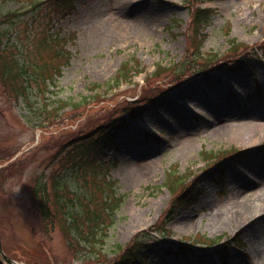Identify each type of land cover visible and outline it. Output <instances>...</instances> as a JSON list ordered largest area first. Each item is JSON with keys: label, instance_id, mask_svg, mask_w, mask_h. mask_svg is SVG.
Masks as SVG:
<instances>
[{"label": "rangeland", "instance_id": "374dc122", "mask_svg": "<svg viewBox=\"0 0 264 264\" xmlns=\"http://www.w3.org/2000/svg\"><path fill=\"white\" fill-rule=\"evenodd\" d=\"M28 1L0 0V15ZM199 3L213 9L204 29L191 22L189 8ZM74 5L52 27L41 16L0 25L11 28L10 42L17 43L8 53L56 78L41 86L44 93L35 86L26 99L16 98L0 77L2 249L19 264L98 263L93 250L79 253L68 245L59 220L54 231L41 225L31 178L71 168L66 154L54 160L62 144L149 102L135 120L127 116L129 124L115 135L118 146L106 153L123 198L107 220L105 249L113 257L116 245L127 247L145 229L140 245L151 264H264V200L248 218L237 214L234 194L243 177L247 185L264 177V59L252 60L245 46L229 50L226 34L230 29L239 43L263 45L264 53V0ZM47 34L65 37L61 44L71 53L69 61L55 55V46L41 45ZM240 58L253 61V68H241ZM128 62L129 74L115 84ZM57 67L61 74L54 77ZM220 118H229L223 128ZM64 174L76 190L74 174ZM180 175L190 177L200 195L194 205L172 212L176 194L188 183L175 193L165 181ZM94 189L98 198L100 189ZM99 200L94 206L103 209ZM153 229L166 236L152 238Z\"/></svg>", "mask_w": 264, "mask_h": 264}, {"label": "trees", "instance_id": "16d2710c", "mask_svg": "<svg viewBox=\"0 0 264 264\" xmlns=\"http://www.w3.org/2000/svg\"><path fill=\"white\" fill-rule=\"evenodd\" d=\"M74 1L29 0L22 8L1 14L0 25L10 23L13 27V25H17L18 21L26 17L36 22V18L41 16L44 22L49 21L52 27L54 22H60L72 13ZM189 11L192 25L196 29L207 27L213 15L212 8L200 3L191 5ZM30 24L31 21H28V25ZM6 28L9 30L0 29V77L4 85L10 83L14 87L16 98L19 95H24L28 99L29 92L35 86H40L39 90L43 92L41 86L47 85V82L49 84L56 83V78H52L48 72L39 71L37 65H29L26 61L20 62L13 54L8 53L11 45L17 46V43L10 42L9 31L11 28L9 26ZM226 34H230V29H227ZM54 35L47 34L44 36L41 45L49 48L55 46V55L66 58V61H69L71 53L61 44L65 37L59 34ZM228 40L230 41L229 50H237L238 47L245 46L253 53L255 58H264L263 45H260V47L249 46L237 42L232 37H228ZM238 63L239 66H253L252 61L249 62L244 58H240ZM129 65H131L130 62L125 63L121 67L114 78L115 84H119L125 75L129 74V70L133 67V65L131 67ZM59 67L56 68L54 77L61 74ZM27 102L31 104L29 100ZM58 103L60 106L61 100ZM148 103H143L138 108H126V113L123 117L114 118L109 123L99 125L96 130L84 134L82 137H74L67 144H62L54 160L59 157L61 159V155L66 154L67 158L70 159L69 162L72 163L71 168H66L62 172L51 170L48 173L32 176L31 178V181H33L32 194L38 203L41 225L47 231H54V223L59 220L64 225L63 229L68 245L72 249H79V253H87V251L93 250L94 257L98 259L97 264H151L142 250L143 246L140 245L142 238L146 234L145 229L139 232L127 247L123 248L119 244L116 245L112 250L114 253L113 257L104 247V242L107 238L106 227H109L107 220L115 214L123 198V195L117 191V180L112 179L110 176V166H112L113 162L108 159L106 153H108L107 150L118 146L115 135L120 131L118 129L122 125L126 126L129 124L127 123V118L134 119L136 115L146 109V104ZM234 150L236 153L239 152L236 149ZM17 161L18 158H15L12 162L15 165L14 168L17 167ZM66 170H71V173L74 174L77 180L76 190L65 180L66 174L64 172ZM80 176L84 177V185L81 184ZM171 178V182L167 179L165 183L169 184L172 192L175 191V193L177 188L188 183V186L184 189L182 188V192L176 194V198L172 203L174 207L171 208V211L176 212L183 207L195 204L200 195L199 186L195 185L190 177L185 178L180 175L178 178ZM94 188L100 189L98 198ZM98 200L103 209L94 206L95 203L98 204ZM150 234H152L150 236L154 239L157 238L156 236L160 238L166 236L165 232L154 229L150 231ZM168 249L171 250L170 247ZM119 252L121 253L119 254ZM0 264H5L1 257Z\"/></svg>", "mask_w": 264, "mask_h": 264}, {"label": "bare ground", "instance_id": "6f19581e", "mask_svg": "<svg viewBox=\"0 0 264 264\" xmlns=\"http://www.w3.org/2000/svg\"><path fill=\"white\" fill-rule=\"evenodd\" d=\"M118 1L122 2V3H130L133 0H118ZM236 95H237L236 93L234 95L231 94L230 99L232 98V100H234ZM228 103H231V100L228 101L227 104ZM214 106L215 107L217 106L216 103L214 104ZM219 106H217V107H219ZM227 116H229V111L226 112V114H225V117H227ZM228 119L229 118H220V119H218L217 123L222 122L220 125H221V128H223V125L228 121ZM247 178H248V176L247 177L245 176V178L243 177V182L241 184L242 187L239 190H237V192L234 194L237 196L236 206L239 209L237 214H239L243 217L248 216V218H251L253 216H249V215L252 213V210L255 207H257L256 206L257 204L262 205V200H264V177H260V178H257L256 180H253V182H251L249 185L245 184V182H246L245 180ZM251 185L255 186V189L253 191H250V193H246L244 191L245 188H247L248 186H251Z\"/></svg>", "mask_w": 264, "mask_h": 264}]
</instances>
